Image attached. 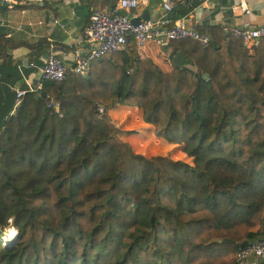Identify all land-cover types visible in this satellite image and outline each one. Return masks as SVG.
Wrapping results in <instances>:
<instances>
[{"label": "trees", "instance_id": "obj_1", "mask_svg": "<svg viewBox=\"0 0 264 264\" xmlns=\"http://www.w3.org/2000/svg\"><path fill=\"white\" fill-rule=\"evenodd\" d=\"M199 1L173 0L169 14ZM197 30L206 45L166 42L183 54L169 70L131 44L93 58L86 76L43 80V96L14 103L12 91L0 225L10 219L17 238L0 264H236L240 242L264 235V39L248 48L217 24ZM20 44L37 54L48 43ZM115 114L141 126L122 129ZM144 125L189 161L134 151L123 137Z\"/></svg>", "mask_w": 264, "mask_h": 264}, {"label": "crops", "instance_id": "obj_2", "mask_svg": "<svg viewBox=\"0 0 264 264\" xmlns=\"http://www.w3.org/2000/svg\"><path fill=\"white\" fill-rule=\"evenodd\" d=\"M238 1L200 0L184 17L188 24L196 28L217 24L223 28L224 34L227 28L235 25L264 22V0H244L249 8L247 13L233 7ZM111 4L107 0H45L42 4H20L12 7L0 3V114L10 103L13 87L24 88L36 80L39 66L48 50L53 49L66 63H70L74 51L85 49L83 28L90 8H107ZM144 8L148 10L149 16H153L160 9L159 1L141 6L140 13ZM52 18L58 22H53ZM38 20L41 22H37ZM17 24H20V28H16ZM18 40L32 45L38 40H44L48 44L36 54L34 48L24 44L10 45ZM151 42L158 46L157 53L160 55L171 57L177 51L167 43L149 41L135 45L136 53H139L138 56L141 54L139 57H144L142 55L147 53L150 58H161L148 46ZM145 44L146 48H140ZM117 107H122L123 110L120 118L127 115L128 106Z\"/></svg>", "mask_w": 264, "mask_h": 264}, {"label": "built area", "instance_id": "obj_3", "mask_svg": "<svg viewBox=\"0 0 264 264\" xmlns=\"http://www.w3.org/2000/svg\"><path fill=\"white\" fill-rule=\"evenodd\" d=\"M45 0H0L7 7L14 5L42 4ZM157 0H115L107 8L92 7L87 16V23L83 28L85 49L74 51L73 60L66 63L53 49L48 50L39 66V74L32 84L26 87H13L14 103L25 91L40 90L41 82L45 79L59 81L68 71L86 76L89 63L93 58L109 55L122 50L126 46L140 45L149 41L166 43L172 39L190 38L201 45L209 41L208 35L197 30L186 22L184 15L172 18L169 14L170 0H158L160 9L158 13L148 18H139L136 23L131 17L139 16V8ZM242 12H249L244 0H239L233 6ZM53 22H58L52 18ZM37 22H41L38 20ZM2 24V21H0ZM29 23V22H28ZM16 28H20L17 24ZM226 34L238 37L244 46L250 48L264 39V22L258 24L235 25L226 30ZM57 110V108H55ZM98 112L102 106H97ZM264 259V236L252 239L239 245L236 252V264H259Z\"/></svg>", "mask_w": 264, "mask_h": 264}, {"label": "rangeland", "instance_id": "obj_4", "mask_svg": "<svg viewBox=\"0 0 264 264\" xmlns=\"http://www.w3.org/2000/svg\"><path fill=\"white\" fill-rule=\"evenodd\" d=\"M148 46H150L152 51H156L155 52L156 55L157 56L159 55L161 58H157V57L150 58L149 55H147V53H144V55H142L144 57H142V58H150L162 70H165V68H166V70H169L171 68L170 55H160L159 53H157L158 52L157 51L158 46L153 42L149 43ZM134 47L136 48V46H134ZM146 47H147V44H145L143 47H140V48H146ZM138 54L139 53H137V55ZM139 56H141V54ZM121 119H119V116L116 114L112 115V117H110L111 122L114 125L122 128V129H129L130 127H133L130 124V122L134 123V126L138 125L136 123V119H134L133 117H130V122H129L128 118L123 119V121H125V122L120 121ZM138 126H141V124ZM141 130H142L141 134H133V135L123 137V139H125L130 144L131 148L134 151L141 152L145 155L164 154V155H167L171 158H180L182 160L189 161V158H187L185 155L182 154V152L179 149V146H177L175 144H169V143L165 142L164 140L153 136L151 133L150 127L144 125V127H142ZM8 227L13 229V232L10 233L9 235L6 233V228H8ZM256 227L257 226H254L252 229H255ZM12 234H14V235H12ZM16 234H17L16 228L12 225L11 220L8 219L7 224L0 225V238H1L0 245L4 246V244H5L6 245L5 247H7L8 244H11L12 240L15 239ZM8 236H11V237H8ZM258 236H264V235H258ZM7 238H10V239L8 241H4ZM15 241H16V239H15ZM15 241H14V243H15ZM259 264H264V259Z\"/></svg>", "mask_w": 264, "mask_h": 264}, {"label": "water", "instance_id": "obj_5", "mask_svg": "<svg viewBox=\"0 0 264 264\" xmlns=\"http://www.w3.org/2000/svg\"><path fill=\"white\" fill-rule=\"evenodd\" d=\"M140 17H141V18H148V17H149V13H148V10H147L146 8H144V9L142 10V12H141V14H140L139 16H133V17H131V21H132L133 23H136V22L139 20ZM182 59H183V54H182V52H181L180 50H177V51H176V52L170 57V62H171V64L178 65V64L181 63ZM38 95L43 96V95H44V91H39V92H38ZM16 238H17V235H16L15 239H16ZM9 239H10V238H7V239H5L4 241H8ZM15 239L12 240L11 244L14 243ZM222 241L233 242V240L230 239V238H228V237H223V238H222ZM245 243H246V240H242V241L240 242V245L245 244ZM3 244H4V243H3ZM8 245H10V244H8ZM5 246H6V245L4 244V247H5Z\"/></svg>", "mask_w": 264, "mask_h": 264}, {"label": "bare ground", "instance_id": "obj_6", "mask_svg": "<svg viewBox=\"0 0 264 264\" xmlns=\"http://www.w3.org/2000/svg\"><path fill=\"white\" fill-rule=\"evenodd\" d=\"M13 232V229L12 228H10V227H8V228H6V233L9 235L10 233H12ZM12 235H14V234H12ZM8 237H11V236H8Z\"/></svg>", "mask_w": 264, "mask_h": 264}]
</instances>
